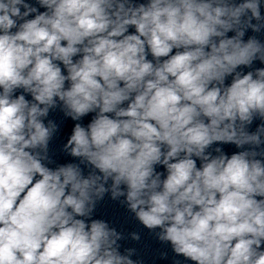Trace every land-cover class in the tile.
<instances>
[{"label":"clouds","instance_id":"clouds-1","mask_svg":"<svg viewBox=\"0 0 264 264\" xmlns=\"http://www.w3.org/2000/svg\"><path fill=\"white\" fill-rule=\"evenodd\" d=\"M106 196L157 260L264 264V0H0V264H147Z\"/></svg>","mask_w":264,"mask_h":264},{"label":"water","instance_id":"water-1","mask_svg":"<svg viewBox=\"0 0 264 264\" xmlns=\"http://www.w3.org/2000/svg\"><path fill=\"white\" fill-rule=\"evenodd\" d=\"M225 151L228 152L229 154H231L234 151H238L234 146L228 145V146H224Z\"/></svg>","mask_w":264,"mask_h":264}]
</instances>
